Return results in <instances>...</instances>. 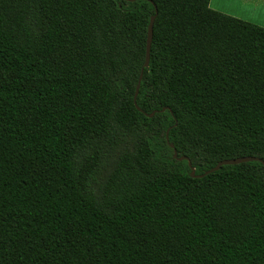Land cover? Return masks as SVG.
<instances>
[{
	"label": "trees",
	"instance_id": "trees-1",
	"mask_svg": "<svg viewBox=\"0 0 264 264\" xmlns=\"http://www.w3.org/2000/svg\"><path fill=\"white\" fill-rule=\"evenodd\" d=\"M242 156L264 161V28L206 0H0V264H264V164L203 175Z\"/></svg>",
	"mask_w": 264,
	"mask_h": 264
},
{
	"label": "snow or ice",
	"instance_id": "snow-or-ice-1",
	"mask_svg": "<svg viewBox=\"0 0 264 264\" xmlns=\"http://www.w3.org/2000/svg\"><path fill=\"white\" fill-rule=\"evenodd\" d=\"M206 4L207 8L213 12L238 16L240 19L248 20L264 28V0H206Z\"/></svg>",
	"mask_w": 264,
	"mask_h": 264
},
{
	"label": "water",
	"instance_id": "water-1",
	"mask_svg": "<svg viewBox=\"0 0 264 264\" xmlns=\"http://www.w3.org/2000/svg\"><path fill=\"white\" fill-rule=\"evenodd\" d=\"M154 8H155V13H156L155 5H154ZM154 19H155V14L150 17V21H149L148 28H147L145 60H144L143 66L141 68V73L143 71V68L148 65V61H149V51H150V43H151V36H152V29H153ZM140 79H141V75L139 77V80H138V83H137V86H136V90H135V94H134V98H133V101H134V104H135L136 107H137V105H136V96H137V93H138ZM152 114H150V115H152ZM166 139H167V134H166ZM173 158L178 159V160L186 159V157H184V156L178 158L177 157V153H176L175 150H174V153H173ZM249 161H259V162H262L264 164V161L261 158L256 157V156H242V157H236V158H232V159H223V160L218 161L217 164L214 167H212L210 170L205 172L203 175H205L207 173H210V172H214V171L218 170L223 165L238 164V163H244V162H249ZM188 165L189 166L191 165L189 161H188ZM203 175H200V176H197V177H202ZM191 176L192 177L195 176L193 169L191 171Z\"/></svg>",
	"mask_w": 264,
	"mask_h": 264
},
{
	"label": "rangeland",
	"instance_id": "rangeland-1",
	"mask_svg": "<svg viewBox=\"0 0 264 264\" xmlns=\"http://www.w3.org/2000/svg\"><path fill=\"white\" fill-rule=\"evenodd\" d=\"M259 7V3L257 2V8ZM236 18H239L238 16H234ZM240 19V18H239ZM242 20H245V19H242ZM248 21V20H246ZM104 177V172H102V174H100V172H98L95 176H94V179H95V182L96 183H100V181L103 179Z\"/></svg>",
	"mask_w": 264,
	"mask_h": 264
}]
</instances>
